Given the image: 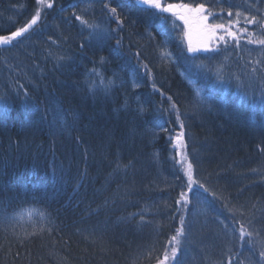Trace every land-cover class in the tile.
Returning a JSON list of instances; mask_svg holds the SVG:
<instances>
[{
  "label": "trees",
  "instance_id": "trees-1",
  "mask_svg": "<svg viewBox=\"0 0 264 264\" xmlns=\"http://www.w3.org/2000/svg\"><path fill=\"white\" fill-rule=\"evenodd\" d=\"M51 2L0 0V36L41 11L29 32L0 45V264H159L166 250L167 264H187L183 255L201 240L213 263L227 255L223 264H264V87L241 63L248 45L260 48L248 39H264L244 21L264 20V0H163L204 3L212 24L241 13L242 28L232 29L239 43L227 46L236 50L221 64L220 85H209L210 110L195 107L183 77L211 83L204 65L224 55H189L185 30L168 14L134 0ZM185 156L207 189L193 186L186 208L176 203L188 191ZM198 194L209 225L197 216ZM181 217L183 235L170 244ZM241 227L257 238L241 239Z\"/></svg>",
  "mask_w": 264,
  "mask_h": 264
},
{
  "label": "snow or ice",
  "instance_id": "snow-or-ice-1",
  "mask_svg": "<svg viewBox=\"0 0 264 264\" xmlns=\"http://www.w3.org/2000/svg\"><path fill=\"white\" fill-rule=\"evenodd\" d=\"M37 4L39 6V9H42L44 7L51 9L53 7V3L51 2V0H37ZM134 5L144 11H148L151 9V10H156L158 13L168 14L170 17L174 18L175 20H179L183 22V25L186 30L185 35L187 38V52L190 54H195L201 50L212 51L213 49L209 48V43L212 41H219L227 44L226 38H231L232 41L237 42V44L239 43L240 37L237 35L236 31L232 30L235 27L239 31V27H238L240 23L239 17L241 15L239 11L235 13L236 16L235 22L233 23L230 21L226 25L224 23L209 24L208 22L209 17L212 16V13L208 11L204 3L169 2L165 4L163 0H134ZM104 7L109 8V5L106 3ZM39 9L36 11L35 15L25 26H22L17 31L12 32L11 35L0 36V45H10L12 41H15L18 37H21L23 36V34L29 32V30L32 29L33 26L36 25L38 20L40 19L41 11ZM109 11L115 17L118 26H122L123 20L120 18L119 15H117V8L111 7L109 8ZM73 15L77 20H80L82 24L87 25V21L83 20L81 16L76 15L75 13H73ZM227 15L229 17L233 16L232 11H228ZM245 21L249 25L257 24L262 29V31H264V20H258L255 15H252L251 18L245 16ZM165 24H166V18L161 17L162 30L167 31ZM193 25L197 26L199 32L206 38L203 42L196 45L193 44V40H192ZM88 27L93 29L92 34H96V32L98 31V26L96 25H88ZM172 27L175 28L176 25L173 24ZM243 31L247 32L248 30L245 28L243 29ZM248 35L249 37H251L253 36V33L248 32ZM119 43L120 41L117 40V44ZM247 43L264 45V39L262 38L248 39ZM83 46L84 45H81V47ZM137 55L139 54L137 53ZM170 55L171 54L166 51L161 52L162 57H167ZM255 70L256 69H253V71ZM169 99H171V97H169ZM173 107L175 108V105H173ZM177 121L180 122V116L178 111H177ZM180 127L181 129H183L184 127L182 122H180ZM183 136H184L183 131H181L177 136L178 147L184 146ZM179 163L181 164V167L184 168V174L187 177L188 183L186 187L188 191L187 192L182 191L180 193V199L177 200L176 203L178 205H183L186 208V206L190 202L188 193L192 192L193 186L204 188V185L197 184V181L194 179L193 164L187 161L186 156L183 157L182 160L179 161ZM204 191H207V189L204 188ZM184 223H185L184 219L183 217H181L180 219L181 228L178 229L176 235L172 237V241L170 242V244L172 242H175V244H179L178 237L183 235ZM245 235L251 236V233L247 232L243 227H241L240 238L243 239ZM170 252H171V258L173 259V261H175V258L179 252V248L173 245L170 248ZM259 256H260V260L264 261V250L260 251ZM168 260H169V251L166 250L164 252V257L162 260L159 261V264H167ZM228 264H232L231 259H229Z\"/></svg>",
  "mask_w": 264,
  "mask_h": 264
},
{
  "label": "rangeland",
  "instance_id": "rangeland-1",
  "mask_svg": "<svg viewBox=\"0 0 264 264\" xmlns=\"http://www.w3.org/2000/svg\"><path fill=\"white\" fill-rule=\"evenodd\" d=\"M110 13V12H109ZM167 15V14H166ZM165 16V15H164ZM166 17H169L174 23H176L177 21V26H180L183 30H185V27L183 25V22L179 21V20H175L174 18L170 17L169 15H167ZM212 17V16H211ZM236 20V19H235ZM240 21L242 22V19H240ZM245 21V19H244ZM243 21V22H244ZM209 24H212L210 23V17H209ZM235 21H233L234 23ZM245 24H247L245 22ZM249 25V24H248ZM253 25V24H252ZM239 28H242L241 25L238 26ZM235 31V30H233ZM236 31H237V28H236ZM186 32V30L184 31V33ZM183 33V34H184ZM219 34V33H218ZM206 38L199 32V29L197 28V26L193 25V28H192V40H193V44L196 45V44H199L201 42H203ZM227 39V44H225L224 42H219V41H212L209 43V48L213 49L212 51H204V50H201L199 51L197 54H201L203 53V55L205 53H210L209 55H212V53H219L221 55H224L221 56V59L220 58H209L208 59V63L209 65H204V70L203 72H206L205 76L206 77H212L211 80L212 82L211 83H203L199 80H197L196 77H193V74H188V77H186L184 75V80L190 85V87L192 88L193 92H194V101H195V104H196V108H202V109H205V110H210V108L212 107V101H211V92L208 90L210 87L209 85L213 86L214 85V82H215V85H220V80L223 79V76H222V65H224L225 61L229 60V55L232 54L233 51H235L236 49H229L227 48V46L229 45L228 43H236L235 41H232L231 38H226ZM186 46V49H187V45ZM264 45H259L258 44V47L262 48ZM260 48H253L251 47V45H248L246 49H243L244 51V55H245V60L243 62H241L242 64H246V62L248 61L249 64L251 65L252 67V72H253V75H249V79L250 78H253L254 79V82L257 83L254 85H256V88L258 89V84L262 87H264V78H263V75H262V72H261V60H262V53H261V50ZM225 49L227 50L226 53H225ZM263 49V48H262ZM164 52V51H163ZM193 57L194 54H189ZM209 56H206V58H208ZM242 64H240L242 66ZM214 67V68H213ZM224 67H226V65H224ZM253 69H256L255 71H253ZM260 74L262 75V78L260 77ZM255 76V77H254ZM259 77V78H257ZM252 83V82H251ZM225 88V87H224ZM263 90V89H261ZM221 94H223L224 90L223 88L221 87ZM238 91L236 90V93ZM213 95H214V92H212ZM199 106V107H198ZM196 201L198 202V209L196 210L197 212V216L199 218H202L203 222H205L206 225H209L210 223V220H211V216H208V214H211V211H210V207H209V203H208V200L200 195L199 194L196 196ZM201 220V219H200ZM201 220V221H202ZM204 224V223H203ZM204 224V225H205ZM228 235V233H227ZM252 239H255L257 238L255 235L254 237L251 236ZM227 238H225L226 240ZM197 244H199L198 246L200 247L198 250H195L194 252H192V257L191 258H188L189 256H185L183 255V259H182V262L184 263H187V264H192L193 262V259H195L197 262H195L194 264H216L215 262L213 263V259L212 257H208L207 254H204L206 253V251H211L210 249L207 250V246H203V241H198ZM230 244L228 245H224V248H225V251H228L230 249ZM201 251H205L202 255H201ZM224 251V252H225ZM227 252H225L226 254ZM241 254V253H240ZM194 255V257H193ZM225 255H223L224 257ZM221 257V256H220ZM226 259H227V255L225 258H222L221 260H218V264H223L224 262H226Z\"/></svg>",
  "mask_w": 264,
  "mask_h": 264
},
{
  "label": "bare ground",
  "instance_id": "bare-ground-1",
  "mask_svg": "<svg viewBox=\"0 0 264 264\" xmlns=\"http://www.w3.org/2000/svg\"><path fill=\"white\" fill-rule=\"evenodd\" d=\"M28 211H30V210H28ZM187 242H188L189 245H190V243H194L193 238L192 239H188Z\"/></svg>",
  "mask_w": 264,
  "mask_h": 264
}]
</instances>
